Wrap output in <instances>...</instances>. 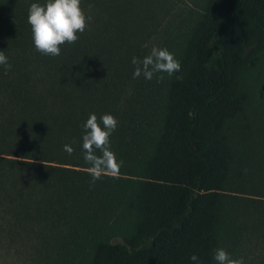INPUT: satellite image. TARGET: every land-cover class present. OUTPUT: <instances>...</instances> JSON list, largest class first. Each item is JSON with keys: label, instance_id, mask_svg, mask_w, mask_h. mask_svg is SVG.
Returning a JSON list of instances; mask_svg holds the SVG:
<instances>
[{"label": "trees", "instance_id": "obj_1", "mask_svg": "<svg viewBox=\"0 0 264 264\" xmlns=\"http://www.w3.org/2000/svg\"><path fill=\"white\" fill-rule=\"evenodd\" d=\"M150 1L82 0L91 16L85 31L51 56L36 50L27 22L30 5L46 0H0V51L11 64L7 74L0 65L1 242L47 235L81 242L103 214L120 211L138 222L135 234L97 244L91 264H217L238 147L263 115L261 79L250 80L244 65L264 50V0H203L185 46L190 72L168 88L157 130L99 79L101 40L85 36L91 27L101 39L135 33L136 13ZM92 113L118 119L110 145L124 162L119 176L95 183L82 148Z\"/></svg>", "mask_w": 264, "mask_h": 264}, {"label": "rangeland", "instance_id": "obj_2", "mask_svg": "<svg viewBox=\"0 0 264 264\" xmlns=\"http://www.w3.org/2000/svg\"><path fill=\"white\" fill-rule=\"evenodd\" d=\"M203 0H151L135 33L104 37L89 28L87 38L101 42L104 50L100 78L118 97L121 106L139 112L151 128L161 129L165 116V95L175 82L186 78L191 65L185 46L195 14ZM141 8V3L137 1ZM140 10V9H139ZM97 36V37H96ZM174 52L181 70L171 77L157 73L152 80L141 75L133 78L132 58L143 59L152 47ZM253 47L242 51V59L253 54ZM259 60L244 65L247 76L261 79L264 100V50ZM162 75L158 81L156 76ZM237 160L225 190V204L217 229V248H224L232 258L243 257L245 264H264V109L256 126L240 142ZM134 217L120 211L101 216L100 227L81 242L61 235L25 238L17 242L0 241V264H91L97 244L125 243L137 226Z\"/></svg>", "mask_w": 264, "mask_h": 264}, {"label": "clouds", "instance_id": "obj_3", "mask_svg": "<svg viewBox=\"0 0 264 264\" xmlns=\"http://www.w3.org/2000/svg\"><path fill=\"white\" fill-rule=\"evenodd\" d=\"M81 4L82 0H46L44 4L30 5L27 22L31 26L34 45L38 52L42 55L59 56L61 45L65 42L75 43L79 39L78 33H83L88 21L91 20V16L85 13ZM132 64L135 65L134 79L143 75L145 79L152 80L157 73H167L171 77L181 70V61L166 47L154 46L143 59L133 57ZM0 65L4 66L5 74L11 69L5 51H0ZM163 78L162 75L156 76L158 81ZM118 123V119L112 114H103L98 118L92 113L83 125L84 160L90 165L87 172L91 175L93 183L104 175L117 177L120 174L124 162L118 160L110 145V137ZM64 151L71 155L74 149L66 144ZM213 258L217 264H245L243 257L232 258L224 248L215 249ZM190 259L193 262L198 261L195 254Z\"/></svg>", "mask_w": 264, "mask_h": 264}]
</instances>
